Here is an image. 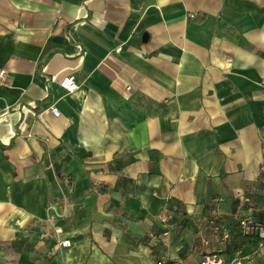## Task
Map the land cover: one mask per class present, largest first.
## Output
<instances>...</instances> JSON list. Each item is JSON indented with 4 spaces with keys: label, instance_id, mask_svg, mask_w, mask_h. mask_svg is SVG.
Masks as SVG:
<instances>
[{
    "label": "crops",
    "instance_id": "obj_1",
    "mask_svg": "<svg viewBox=\"0 0 264 264\" xmlns=\"http://www.w3.org/2000/svg\"><path fill=\"white\" fill-rule=\"evenodd\" d=\"M2 71L0 264H264V0H0Z\"/></svg>",
    "mask_w": 264,
    "mask_h": 264
},
{
    "label": "built area",
    "instance_id": "obj_2",
    "mask_svg": "<svg viewBox=\"0 0 264 264\" xmlns=\"http://www.w3.org/2000/svg\"><path fill=\"white\" fill-rule=\"evenodd\" d=\"M5 71L0 73V76H3ZM62 87L66 88L69 92H74L79 89V84L77 83L75 77H68L62 80ZM54 114H59L56 108H52ZM240 232L244 237L247 238H258L264 241V224L251 221L248 218H245L239 223ZM56 241L53 246L50 248L49 255L52 259L57 256V252L61 249L69 248L72 246V242L69 239L60 240L58 236L62 233L61 228L55 230ZM53 264H61L60 262H54ZM157 264H166L164 261H160ZM198 264H239V260L232 258L231 260L226 259L224 256L218 253H207L205 254Z\"/></svg>",
    "mask_w": 264,
    "mask_h": 264
},
{
    "label": "trees",
    "instance_id": "obj_3",
    "mask_svg": "<svg viewBox=\"0 0 264 264\" xmlns=\"http://www.w3.org/2000/svg\"><path fill=\"white\" fill-rule=\"evenodd\" d=\"M247 238V237H246ZM248 239H251L252 240V242H255V243H260V242H264V241H262L261 239H258V238H248Z\"/></svg>",
    "mask_w": 264,
    "mask_h": 264
},
{
    "label": "rangeland",
    "instance_id": "obj_4",
    "mask_svg": "<svg viewBox=\"0 0 264 264\" xmlns=\"http://www.w3.org/2000/svg\"><path fill=\"white\" fill-rule=\"evenodd\" d=\"M184 263H186V261H184Z\"/></svg>",
    "mask_w": 264,
    "mask_h": 264
}]
</instances>
